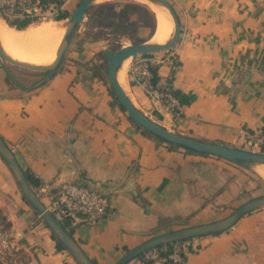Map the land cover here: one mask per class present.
I'll return each instance as SVG.
<instances>
[{"label":"crops","instance_id":"0c3cea01","mask_svg":"<svg viewBox=\"0 0 264 264\" xmlns=\"http://www.w3.org/2000/svg\"><path fill=\"white\" fill-rule=\"evenodd\" d=\"M78 1L65 0L62 8L71 12ZM170 2L181 24L171 48L178 61L174 67L162 62L157 73L195 98L181 104L174 117L156 114L157 120L183 133L242 145L247 134L240 130L264 125V0ZM89 49L69 48L53 76L27 89L8 77L0 61V136L41 181L87 182L109 195V213L93 222L73 220L72 235L96 264H117L152 235L214 220L213 204L227 199L245 168L143 132L113 102L94 66L100 62L88 61ZM9 68L23 86L42 77L21 66ZM127 80L139 106L152 112L142 87L131 83L129 74ZM262 208L223 231L190 238L193 249L182 264H264ZM0 212L15 237L31 247L36 264H79L57 247L1 156ZM246 218L248 225L241 228L238 223ZM126 264L141 262L134 257Z\"/></svg>","mask_w":264,"mask_h":264},{"label":"water","instance_id":"95a60500","mask_svg":"<svg viewBox=\"0 0 264 264\" xmlns=\"http://www.w3.org/2000/svg\"><path fill=\"white\" fill-rule=\"evenodd\" d=\"M96 1L97 0L78 1L74 9L68 15L67 21L65 23V29L58 44L55 57L50 62L37 63L15 58L5 50L0 39V61L8 77L19 87L27 89L36 87L53 76L60 62L62 61L65 52L68 49L75 29L85 19L87 12H89L95 6ZM149 1L162 6L171 15L173 20V30L168 40L164 42H149V39H146L139 42L123 44L115 50L110 48L102 49V53L107 58L106 73L109 84L116 97L125 108L127 114L152 136L166 143L177 145L194 152L213 154L245 168H254L255 165L264 164V151L243 147L241 145L230 144L216 139L183 133L164 125L157 119L153 118L145 110H143L133 100L131 95L121 86L117 79V69L120 62L125 57L130 55L135 56L136 54H147L172 48L180 36L181 24L179 16L170 0ZM0 19L5 21L1 15ZM9 64L21 66L29 70L40 71L43 73V75L31 86H23L12 74ZM0 156L13 173L23 196L39 214L41 219L48 225L56 237L63 243L74 259L79 264H96L86 254L74 236L61 224L59 219L35 192L27 180L23 166L19 163L11 147L1 137ZM259 207H264V193L250 197L239 204L229 214L223 217L211 221L170 229L152 235L137 245L129 248L122 255L117 264H126L129 260L136 257L143 251L152 247H156L160 244L223 231L236 223L245 213H248Z\"/></svg>","mask_w":264,"mask_h":264},{"label":"built area","instance_id":"2783aa9c","mask_svg":"<svg viewBox=\"0 0 264 264\" xmlns=\"http://www.w3.org/2000/svg\"><path fill=\"white\" fill-rule=\"evenodd\" d=\"M62 5L55 1L43 0H0V15L6 21L30 20V23L58 14ZM164 49L161 53L151 52L132 56L128 72L130 80L142 87L152 103V113L175 116L181 105L179 98L167 85V78L158 75L153 81L156 69L162 62L177 64L175 52ZM157 72V70H156ZM247 140L258 150L264 149V125L246 132ZM40 198H46V206L57 216H70L73 220L96 221L109 213L110 197L101 188L87 182L78 181H41ZM55 215V214H54ZM56 216V217H57ZM58 218V217H57ZM190 238L173 241L171 249L162 253L156 247L143 251L139 257L141 264L161 261L169 264H182L190 250ZM0 263L1 264H36L31 247L15 237L11 227H7L0 218Z\"/></svg>","mask_w":264,"mask_h":264},{"label":"rangeland","instance_id":"374dc122","mask_svg":"<svg viewBox=\"0 0 264 264\" xmlns=\"http://www.w3.org/2000/svg\"><path fill=\"white\" fill-rule=\"evenodd\" d=\"M107 1H114V0H97L95 5H98V4L107 2ZM117 1H120V4L124 2H137L139 4L144 3L143 5H147L145 2L141 0H117ZM137 15H138L137 11L129 12V16L133 17L134 19L137 18ZM67 18L68 17L62 18V19H54V17H47V18H43L40 20H36L35 22L30 23L31 25L29 24V26H33L39 23H53L54 22V24L58 25L60 29L64 30V26L67 21ZM136 26H139V27L136 28ZM145 32H147V28L141 25V22L139 21H136V25L132 27H129L126 25L117 27V26L109 25L107 19H103L101 20V22L100 21H90L89 22L87 17L85 16V19L75 29L72 35L71 42L68 46V49L69 48L70 49H74V48L75 49H82V48L85 49L88 46L90 48L89 50L92 51L90 55V59L88 61L100 62L99 65H94L97 67V73H99L104 78V81L107 82L108 85H110L108 78H107V73H106L107 58L102 53V49L110 48V49L115 50L123 44H128V43L133 42L129 34L134 35V38H137L140 41H143L142 39H144L145 37H142V38L140 37ZM66 52H65V55H66ZM65 55L63 59L65 58ZM131 58L132 56H130L129 62ZM129 62H128V66H129ZM126 67L124 70L125 78H126V88L128 90V93L133 98V100L138 104L137 100L132 95L129 84H128L127 75L129 74V72ZM58 68L56 69V71L58 70ZM30 72L35 74L36 77H40L41 75H43V73L40 71L30 70ZM146 112L150 114L153 118L157 119L156 114L149 112V111H146ZM241 146L258 150V148L252 145L251 143H249L247 139L246 141L243 142ZM243 172L245 174L243 181H240L237 184L238 186L233 190V192L227 195V199L222 202L213 204L214 212L211 214L210 219H215V217L217 216L219 217V216L227 215L232 210H234L239 204L249 199L250 197L264 193V179L262 178V175H261L262 172H257L254 168H245V171ZM42 200L46 203V198L42 197ZM262 210H264V207L262 208ZM248 219L249 218L242 219L238 223L239 226L241 228L247 226Z\"/></svg>","mask_w":264,"mask_h":264},{"label":"trees","instance_id":"16d2710c","mask_svg":"<svg viewBox=\"0 0 264 264\" xmlns=\"http://www.w3.org/2000/svg\"><path fill=\"white\" fill-rule=\"evenodd\" d=\"M43 1H55L58 5H62L65 0H43ZM131 11H137V13H138L137 18L134 19L133 17L129 16V12H131ZM69 13L70 12L68 10L63 9L61 7L58 11V14L54 16V19L66 18V17H68ZM86 17H87L89 22L90 21H100L101 22V20L107 19L109 25H113V26H117V27L122 26V25L132 27V26L136 25V21H139V22H141V25H143L144 27L147 28V32L142 34V36L140 37V38L145 37L142 40H145L148 38L151 39V37L154 34L155 28H156V18H155V14H154L153 10L149 6L139 4L137 2H124V3L120 4V1H117V0L107 1L104 3L98 4V5H95L89 12H87ZM7 23H8V25H10L11 27H14L16 29H24V28H26V26H28L30 24V20H28V19L11 20ZM138 27L139 26H136V28H138ZM129 36L131 37L133 42H139L140 41L139 39L134 38V35L129 34ZM170 49L171 48L167 49L166 51H168ZM152 70L155 72V74L153 76V81H156L159 78L158 73L156 72L157 69L155 67H152ZM131 83H132V81H131ZM167 85L169 86V88H171V91L173 92V94L179 98V101L181 104L190 103L195 98L194 93L184 92L178 88H173L171 85V80L169 77L167 78ZM109 92L111 93V95L113 97V102H115L118 106H120L123 110H125V108L123 107V105L120 103V101L116 97V95H115V93H114V91L110 85H109ZM128 117L135 123V125L137 127L141 128V130L143 132L148 133L137 122H135L129 115H128ZM159 117L160 116L157 115V118H159ZM148 134H150V133H148ZM156 139L159 140L160 142H164L158 138H156ZM164 143H166V142H164ZM166 144L169 146H173V147H180V146L169 144V143H166ZM184 150L189 151V152H194V151H191L188 149H184ZM261 151H264V149H261ZM197 153H199V152H197ZM201 154H206V153H201ZM211 155H213V154H211ZM24 170H25V174H26L28 182L33 187L35 192L40 196L39 188L41 185V180L29 168H24ZM53 213L55 214V216H57L55 212H53ZM57 217H58L59 221L61 222V224L72 234L73 227H74L73 219L68 215L67 216H57ZM0 218H1V221L7 227H9V228L11 227L9 222L6 221L4 215L1 212H0ZM52 235H53L54 239L56 240L57 247L66 249V247L63 245V243L56 237V235L53 232H52ZM172 244H173V242H168L165 244H160V245L156 246V248L159 249L162 253H166L171 249ZM189 249L192 250L193 247L190 246ZM140 255H141V253L138 254L136 257H140Z\"/></svg>","mask_w":264,"mask_h":264},{"label":"bare ground","instance_id":"6f19581e","mask_svg":"<svg viewBox=\"0 0 264 264\" xmlns=\"http://www.w3.org/2000/svg\"><path fill=\"white\" fill-rule=\"evenodd\" d=\"M141 1L145 2L153 10L157 22L150 42H164L168 40L173 30V20L169 12L162 6L154 4L149 0ZM4 22L0 19V39L8 53L10 51L16 55V58L37 63H46L53 60L64 32L58 25H55L54 22L39 23L28 26L23 30L15 31L6 26ZM130 56L125 57L117 69V79L127 92L124 70L126 66L128 69ZM254 169L257 172H262L261 175L264 179V164L255 165Z\"/></svg>","mask_w":264,"mask_h":264}]
</instances>
